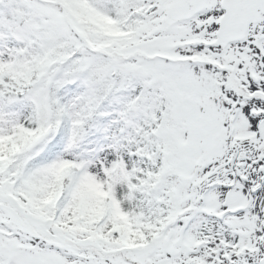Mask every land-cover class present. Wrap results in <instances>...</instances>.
I'll use <instances>...</instances> for the list:
<instances>
[{
  "label": "snow or ice",
  "instance_id": "obj_1",
  "mask_svg": "<svg viewBox=\"0 0 264 264\" xmlns=\"http://www.w3.org/2000/svg\"><path fill=\"white\" fill-rule=\"evenodd\" d=\"M0 264H264V0H0Z\"/></svg>",
  "mask_w": 264,
  "mask_h": 264
}]
</instances>
